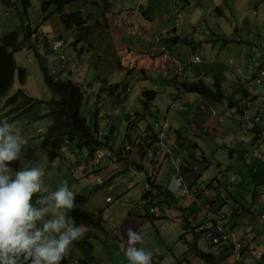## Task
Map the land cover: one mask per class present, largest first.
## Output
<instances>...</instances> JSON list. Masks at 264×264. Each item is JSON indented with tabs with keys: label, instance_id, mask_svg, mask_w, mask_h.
I'll return each instance as SVG.
<instances>
[{
	"label": "rangeland",
	"instance_id": "1",
	"mask_svg": "<svg viewBox=\"0 0 264 264\" xmlns=\"http://www.w3.org/2000/svg\"><path fill=\"white\" fill-rule=\"evenodd\" d=\"M15 1L17 4L12 9H8L0 4V38L5 33L18 31L20 34V40L24 39L26 36L24 35V24L25 26L30 25L29 29L31 31V35L35 32L33 31V29L39 28L38 26L43 16L41 8L42 0H32L31 7L27 10V13L24 12L22 0ZM91 1L93 0H75L72 3L74 7L83 5L80 9H82L84 13H89L91 12V9L86 5L91 4ZM111 1L116 7L120 8H117L115 12L110 13L113 10V6L108 5L109 8H107V4L105 5L106 14L100 21V26L101 28L104 27V30L109 31L107 25V20L109 19L111 27L110 29L112 31L121 32L114 27L115 17H123L125 13H131L132 10L134 11V9H137L139 7L138 5L140 3L142 4L141 12H143L146 17H149L150 19L155 21L151 24V26L146 25V29L149 31L148 33L142 28H140L141 31L138 32H144L151 40L155 42H157L163 35L164 41L166 42L169 38L172 37L173 29L176 28V31L178 29L182 42H178L173 45L178 50V52L176 53L174 49L173 55L177 57L179 61L192 64L193 58L197 54L200 56L203 65L202 67H198V65L196 64L191 65V67H195L194 71L203 67H207L210 64H221L223 66H225L224 64H226V69L223 70L225 71L223 72L225 78L226 75L231 72L234 73L235 76L247 81L242 82V84L245 85V88L250 87V81L254 84V87H259V85L254 82L253 77L254 73L256 72V70L254 69V64L256 62L258 64H264V49H262L263 47L261 46L264 42V0H188L190 4L188 3L187 5L183 0H144L143 3V0H139L138 4L134 3L133 0ZM127 7L132 8L125 10V8ZM66 10L72 9L69 6L66 8ZM191 13H193V18L191 17ZM59 18L60 17H58L57 15H54L50 19L56 21L55 23H53L51 20L48 22L46 19L44 22V29L47 31L48 35H51V37L55 38L56 40L63 39L64 41V45L57 51H51L50 53H48L47 50L45 51L46 56L43 55V57L49 59V61L47 60L45 62H41L39 60L41 54L34 52L33 49H30L28 47V42L25 43V46H27L25 50L21 49L17 52L19 65L26 68L28 75L24 80H22L20 75L18 73L16 74L15 84L10 89V96H15L18 92H21L22 95L14 104L8 106V110L5 108L0 110V122L3 123L5 117L8 118V123L20 121L22 135H24L28 140V143L22 147V161H13L8 166L14 171H19L22 166L24 168L37 166L44 168L46 174L43 179L50 191L57 190L61 186V183L63 181H67L69 189L76 192L74 200L75 207L71 211L67 212L68 216L72 218L75 214V211L78 210L79 201L77 200V196H82V194L84 195L83 190L87 187L86 186L85 188H82L81 186L82 181L87 180L83 178L85 173L84 165L82 164V162H80V156L77 154L79 151L73 144H70L68 146V151L71 155H74V151H77L74 159L72 158L70 160H65L64 162H62L61 160H57V163H54V165H51L49 163L47 154L42 149V147H40V144L42 142V139H40V137H43L46 133V121L42 120L40 122V120H37V117L43 112V110H48V108L31 103L34 97H36L37 99L41 98L42 100L53 98L54 94L49 89L46 80L47 75H53L51 72L52 70L55 69L58 72L62 64H66L69 69H72V73L69 70L59 72L57 79H75L76 75L79 73L78 65L80 63V57L86 53L89 54V52L91 51L90 49L87 50L88 52L82 50L81 55H79V51H76L73 47V45L75 44V37L73 34L76 32V30H65V27H63V25L59 24V22L57 21ZM132 20L133 17L131 16L130 21ZM126 26H128V28L125 27L123 29V32L131 29L129 28V22L126 23ZM96 31L97 30H95L94 32ZM253 33L257 35L256 38L252 37ZM201 36L203 38H201ZM118 37L119 38L117 39V42L123 48L127 47L130 42L132 44H135L138 40L137 38L131 40L130 36L126 35H118ZM36 38L38 41L44 42L43 38H41L37 34ZM205 38L214 41V43L206 42ZM218 38L225 41H230V39L242 40L247 42L249 45H238L233 43L229 49L222 48V41H218ZM247 38L253 40L247 41ZM175 40L176 37L173 41ZM75 47L77 49V45H75ZM96 51L100 52V50ZM134 51L141 54L144 53V50L140 49ZM97 54L93 56L95 62L98 57ZM61 55H64L66 57L65 63H63V61H61V59L59 58V56ZM231 55L236 56V58L241 61V65H239V62L236 63L238 66H236V68H233L234 70L232 69V62L228 61L232 57ZM90 56L91 55H89L88 57ZM120 56H124V53H121ZM127 59L128 58H126V60ZM234 61L236 60L234 59ZM131 66L132 63L127 65L123 61L122 57H118L117 67L120 71L112 76L110 82L112 85L118 84V82L122 81L127 76V82L128 86L131 89V93H129L128 96L123 99L122 103H118L113 101L112 99H108L104 108L105 110H100L102 112L101 116L104 117L102 121H105V123L103 124V129L107 131L108 127H110L111 125L115 130H113V136L110 139H106L104 141L107 143L108 147L106 146L102 149H98V157L96 156V160L107 162L110 160L109 157L111 152L116 155L118 151H121L120 148L124 147V154H128L124 156H128V161L126 160V158H122L120 159V161L122 160L123 164H125L127 168L129 166V162L133 161L134 159H137L138 161L140 160V162L143 163L142 161L144 157L142 156L140 158V153H143L144 149H141V147L136 145V143L134 142L130 141V143L126 144V142L123 141L127 136L126 129L128 125V121L125 120V114H130L128 119L133 122L139 121L140 116L145 117L139 122V127H134V129H132L133 138L138 135H143L150 132L157 133L159 129L156 128V124L166 121L164 120L165 113L169 110L170 107L173 106L170 93H178V90L181 89V84L186 81L185 78L181 77L179 78L178 82V84L180 83V85H175L172 80H169V77L171 76L170 70L149 71L147 73L148 78L139 79V77H137L136 75L134 76V73L140 71H137L134 65L132 67ZM237 67H239V69ZM124 68L126 70H124ZM87 73L88 70H83L82 74ZM93 73L94 70H92L91 74L89 75V79H91ZM240 73L242 74L240 75ZM261 74L262 72L260 73V75ZM55 77L56 75L53 76V78ZM76 80L80 82L84 81L81 75H78ZM262 82L264 83V80ZM98 85L100 84L98 83ZM262 89L263 88H260L259 91H261ZM151 91L157 92V97L155 101L151 102L149 107H147L145 106L147 98L144 94L145 92ZM7 96L8 95H6L5 98ZM170 101L171 104L168 105V102ZM179 106H184V104L179 103L177 107ZM9 111L11 112V114L7 113ZM94 111L95 105L93 104L92 100L87 97L84 102L82 115L88 120V122H91V118L95 113ZM8 114L12 115V117ZM107 115H110V117H108ZM242 121L243 123L244 121L246 122L245 119H243ZM261 126L264 129V123H262ZM246 133L248 136H250L251 134L249 131ZM261 135V132L257 134V136L259 137H261ZM198 139H200V142L203 145L206 153V158L210 162L209 167L205 170L201 169L200 166H194L196 175H198V173H202L198 179L199 184L202 183L206 186L207 183H210V181L215 179V177L220 175V173L224 172L229 178L235 176L240 186L251 190L254 185V182L252 181L253 176L251 175L252 171L247 168L248 165L244 163L243 158L241 157H244L247 161H254L255 155L253 154V151L256 148L253 149L246 144H243L241 146L239 145L238 151L241 155V157H239L237 153L229 151L225 146H217L212 136L210 135L192 137V141L195 142V144L198 142ZM258 148L257 149L260 152L264 153V147ZM238 151L236 146V152ZM87 153L91 159L94 158L90 155L89 151ZM146 153L147 152H144V154ZM118 154L122 156L121 153ZM243 154L245 156H243ZM231 155L233 156V158ZM63 156L69 157L65 151L63 152ZM104 156L105 158L103 160H100ZM171 156L172 158H176V154L174 153H171ZM91 159L88 158V160ZM78 161L79 163H77ZM112 163L114 164V162ZM32 164H34L35 166H32ZM70 165L72 166V168H70ZM143 165L146 167V163H143ZM257 170L258 172L259 170L261 171L260 163H258L257 165ZM78 172H81V175H79ZM123 172L116 173V179H118L120 177L119 175L123 174ZM190 173L191 170L189 174ZM101 174V177H103L104 180H107V177L109 175H106V173ZM142 174L145 175V180H147V172L145 171ZM243 177L245 178L246 183L242 184ZM261 177L262 173L257 176L258 179H261ZM96 178V174H93L88 181L95 183ZM88 181H86L85 183H87ZM163 183L166 184V182ZM187 183H192L191 177L187 178ZM112 184H116V182L111 181L106 185H99L101 188H99V190L97 191H94L92 194L98 192L96 195V200L99 203L105 202V197H111V202L115 204L114 210L118 212L120 209L119 204L121 203L119 199H122L123 194L121 192H116V189L113 191L109 190L108 185ZM134 186L133 184H129V187H133V189H130L131 192H138V194L132 196L131 200L126 198L127 209L137 216L145 218L144 215L146 214V209L145 207H141L140 210V204H138V197L145 193V184L141 181L138 189H134ZM102 193L105 195L104 200H102V198L100 197V194ZM261 194L264 195L263 192ZM84 196V200H86L87 196ZM90 201L92 202L93 200L90 199ZM232 207H234L233 204H228L226 210L229 211ZM94 208L95 207H92V210ZM98 211L99 210H97L96 212ZM173 213L174 216H176V219L174 221H163L158 219L153 220L150 218H145L147 220L146 224L149 223V225H145L143 227V231L147 232L149 240L154 242L158 249L162 250V256H166L164 260H159V264H176L175 259H173L172 257V250H174L178 244V246H184V244L180 243L179 238V236L184 232L180 226L184 224L182 212L180 210H173ZM155 221H157L156 228L152 225L153 223H155ZM162 224L166 225V227L168 228L166 232L169 231V228H177L181 231V234L177 235L174 241H171L169 238H167L166 241L163 242L162 238L160 237V233H163L165 230L162 228ZM110 244L111 243H109V246ZM112 253L115 254L116 252L112 250ZM195 255V253H191V258H195L196 264H205L201 258H198ZM99 257L101 258V256ZM251 258H249L250 261L247 264H264L263 261H259L252 256ZM103 259L107 260L108 257L104 255ZM229 261L231 264H239L236 262L235 258H230Z\"/></svg>",
	"mask_w": 264,
	"mask_h": 264
},
{
	"label": "clouds",
	"instance_id": "2",
	"mask_svg": "<svg viewBox=\"0 0 264 264\" xmlns=\"http://www.w3.org/2000/svg\"><path fill=\"white\" fill-rule=\"evenodd\" d=\"M133 1L134 3L138 4L139 0H133ZM183 1L186 5L189 3V1L188 3L185 0ZM143 2L144 0L142 1V3ZM106 4H107V8H109L108 5L113 6V10L110 13L115 12L117 8H120V7H116L111 0L91 1V4L86 5L89 6L91 9V12L89 13H84V11L80 9L83 5L77 7L79 8V11L83 13L84 18H86L89 14H91V16L88 17L90 18V23H91L96 20H99L100 22L103 19V16H105L106 14L105 12ZM138 6L139 7L137 9H134V11L132 10L131 13L130 12L125 13L123 17H115L114 27L117 28V30H120L121 32L112 31L110 29L111 28L110 21L107 17L108 19L107 25L109 31L107 30L105 31L106 34L108 35L110 34L115 35L114 37H116V39L115 40L113 39L115 41V44L105 45L95 42L92 43L81 42L77 44L75 43L73 45L74 49L76 51H79V55H81L82 50L88 52L87 50L90 49L91 51L89 52V54L86 53L80 57V63L78 65L79 73L76 75V78L75 79L71 78L68 80L79 82L83 84L86 87V89H91L97 85L101 89V91L97 92V98H95L96 101H99L101 95L103 94H104V98H109L108 93L103 91V85L101 82L108 80L109 82L108 84L110 85L111 84L110 79L112 78V76H114L115 74H117V72L120 71L119 68L117 67L118 57H122L123 61L127 65L132 63V66L134 65L135 69L137 71H140L134 73V76L136 75L137 77H139V79L148 78L147 73L149 71H160V70H170L171 76L169 77V80H172L175 85H180V83L178 84L179 78L181 77L185 78L186 81H184L181 84V89L178 90V93L179 91H181L182 93H190L185 91V86L200 81V80L188 81V80H192V76L196 71L197 72L200 71V69L194 71L195 67H191V65L196 64L198 65V67L199 66L202 67L203 65L199 55L196 54L194 56L192 64L181 62L177 59V57L173 55L174 49L176 53L178 52L177 48H175L173 45L178 42H182L178 29L177 31L176 28L173 29L172 37L169 38L166 42L164 41L163 35L159 38L157 42H155L151 40L144 32H138L141 31L140 28H142L143 30H146V32L148 33L149 31L146 29V25L151 26V24L155 21L150 19L149 17H146V15L143 14V12H141L142 4L139 3ZM130 8L132 7H127L125 8V10ZM192 14L193 13H191V17L193 18ZM131 16L133 17L132 21H130ZM50 20L51 19L47 21L49 22ZM51 21L53 23L56 22L53 20ZM57 21L59 22V24L63 25V23H61L59 19ZM44 22L45 21L42 17L40 20V24L38 26L39 28L33 29V31L35 32L32 35L30 34V37L28 39L29 40L28 47L30 49H33L34 52L41 54V57H39L41 62H45L47 60L49 61V59L43 57V55L46 56L45 54L46 50L48 51V53H50L51 51H57L59 48H61L64 45L63 39L56 40L55 38L51 37V35H48L47 31L44 29L45 27ZM127 22H129L130 25L129 28L131 29H128L123 32V29L125 27L128 28V26H126ZM27 26L30 28V25ZM63 27L65 26L63 25ZM74 29L76 30V28H72V29L65 28V30H70V31ZM175 32H178V34H175ZM36 34L39 35L41 38H43L44 42L38 41L36 38ZM73 35L76 38L77 31ZM118 35L130 36L131 40L137 38L138 43L137 42L135 43L137 49L129 48V46L124 48L121 47L117 42V39L119 38ZM175 37L176 40L173 41ZM25 38H27V36ZM201 38L203 37L201 36ZM105 39L107 41L110 40L109 37H106ZM207 40L208 39L205 38L206 42L214 43V41L210 39L208 41ZM218 41H222V40L218 38ZM228 42L229 41L223 40V43H228ZM75 45H77V49ZM26 47L27 46L24 45V47H22L21 49L25 50ZM92 47H94L95 49ZM138 49L144 50V53L141 54L134 51ZM96 50H100L101 53L97 52ZM121 53H124V56H120ZM96 54L98 55V57L95 62L93 56ZM89 55L91 56L88 57ZM59 58L61 59V61H63V63H65L66 57L64 55L59 56ZM126 58L128 59L126 60ZM16 60L19 65V61L17 59V53H16ZM117 68L118 70L115 71V69ZM24 69L26 70V68ZM254 69L256 70V72H258L256 78L258 77L260 78L261 76L264 77V70L259 68V64L257 62L254 64ZM66 70H69L72 73V69H69L66 66V64H62L58 72L55 69L51 71L53 74L51 78L54 79L55 81L58 80H61L63 82L67 81L61 78L57 79L58 73L64 72ZM83 70L86 71L88 70V73L82 74ZM92 70H94V72L95 70L96 72H101V74L98 77H95L92 74L91 79H89V75L91 74ZM110 70H112V72ZM124 70L126 69L124 68ZM261 72L262 74L260 75ZM27 75L28 72L26 70V77ZM55 75L56 77L53 78V76ZM78 75L82 76V78L84 79L83 82L76 80ZM127 79L128 78L126 76L122 81L118 82V83H122L123 81H125V83L127 84V89L124 91L125 94L123 95L119 94L120 95L118 99L119 103H122L123 99L127 97L129 93H131V89L128 86ZM15 80H16V75H15ZM15 80L13 85L15 84ZM98 83H100L101 85H98ZM87 93H89V90H87ZM178 93H170L171 101L173 102V107L175 105H178L179 103H182V102L175 103L174 101V96L178 95ZM7 95L8 96L5 99H3V101L0 104V107L4 106L3 108L5 109H7L8 106H10L8 105V103H6L7 98L10 97V91L7 93ZM144 95L145 96L147 95L146 92ZM20 96L21 95H19L18 93H16V95L13 96L16 98L14 103L17 101V99ZM156 97H157V92H156ZM117 98H118V92L115 93V97H111L109 99L117 100ZM155 99L150 102H154ZM49 100L50 99L42 100L41 98L37 99L36 97H34L31 103L48 108V110H43V112L41 113V115L43 116L44 114H47L49 112L50 108L48 105L43 104L42 102H47ZM247 105L249 104L242 102L239 105V108L245 109ZM145 106L147 105L145 104ZM183 107L185 106H182V108ZM7 113L11 114L10 111ZM10 116L12 117V115ZM139 118H140L139 121L129 124L127 129L128 131L130 128L132 129H134V127L137 128L136 123L140 122L145 117L140 116ZM102 119H104V117H99V121H102ZM243 119L249 121L250 118L244 115V117H242V120ZM47 120H49L50 122L49 126H50L51 119L48 118L45 121ZM7 121L8 118L5 117L4 122L3 123L0 122V264H81L80 260H74L73 262L69 263L67 259L70 253V247L73 244V242L79 240L83 236L84 225L77 226L75 221L67 214L68 211H71L75 207L74 200H75L76 192L69 189L67 181H63L61 183V186L57 190L50 191L43 179L46 173L44 168L42 167L37 166L31 168H24L22 166L19 171H14L12 168L8 166L13 161H17V160L22 161V147L28 143V140L24 135H22L20 121H14L12 123H8ZM103 123H105V121H103ZM49 126H47V129L49 128ZM156 128L159 129L158 133L156 134L157 135L156 142L160 146V148L164 150L166 156L169 157V159L172 161L173 168L175 170L168 183V191L172 194L174 199L178 200L179 202H181L182 200H187L190 203H193L194 206L197 208L198 223L194 224L191 227H188V225H191L192 223H190L188 220L187 222H184V224L186 225L187 232L205 236V238L208 239L210 243L218 247L220 250L231 252L232 256L235 258L237 263L243 261V259L237 260L236 255L232 249V246L222 247L216 245L212 241V238L210 239L209 237H207V233H210L211 231L214 232L216 231L217 228H220L229 234L230 238L228 243H231L235 239H240L243 237L246 227H252L253 231L256 233V236L255 237L252 236V237H254L253 239L256 240V244L259 249L258 239L260 233L259 230H257L255 227V225H257L256 221L255 222L249 221L246 222L245 224H239V223L233 224L232 223L233 221L229 220L230 213H228L223 209H220L221 202H224L223 198L221 197V193L219 198L213 197L214 196L213 194L210 195L208 193L209 196L206 199H202L199 189L194 188L192 183L191 184L187 183L190 189L194 191V196L192 198L182 196L180 193L172 192L170 189V185L173 181L174 176L177 174L178 168L182 172L183 178L187 182V178L191 177L190 174H193V172L195 173L194 166H202L209 161L207 160L204 151L199 148H196V150H199L200 153L199 152L193 153L190 163L186 162L185 160L181 162L180 156H178L179 152L178 154L177 152H175L178 151L179 148L178 143L176 141L174 142L169 141L168 131L171 128L168 121L166 120L163 123L156 124ZM100 130L101 131L99 132V136L101 139H103V141H105L106 139H110V137H108L109 135L111 137L113 136V130L115 129L113 126L110 125V127H108L107 132L104 134L102 133V131L104 130L103 125H101ZM190 132L191 134H193L194 128ZM149 134L152 133L150 132ZM171 153L176 154V158H172ZM97 154L98 153L96 152L95 156H97ZM253 154L255 155V162H260L261 164V168L263 171L262 177L264 180V166H263L264 161L263 159L258 157V155L264 156V153L260 152L256 148L254 149ZM174 160L177 161L178 166L175 165ZM190 170L191 173L189 174ZM119 172H123V169L121 168L120 165H118L117 169L114 170V173H119ZM150 172L151 171L148 172V175L153 176V173ZM225 177H227V182H228L227 185L225 186V190L227 192L230 190L231 187H233L236 184L235 176L229 178L226 173L222 172L215 179L210 181V182H214L213 187L209 188L210 191H213L215 193L214 189L221 188L222 187L221 180L225 179ZM111 179L112 178H110V176L107 177V181H110ZM215 182H217V184H215ZM150 189H151L150 185L146 183L145 184L146 193H148ZM263 193H264V182H263ZM144 196L142 201L143 204L144 203L146 204L140 205V209L141 207L143 208L145 207L146 209L145 217L150 219L161 220L160 219L161 209L159 208V206L156 205V201L153 200L152 198H144ZM109 198L110 201L107 198V202L111 203L112 201L111 197ZM190 205L187 206L188 210H190L191 208ZM192 214L194 216L195 213ZM256 216L260 219L261 221L260 224L264 226V218H263L264 212ZM226 225L228 226V228L226 227ZM127 237L128 239H127V247L125 249V255L127 259L131 262V264H152L153 254L154 252L158 253L159 249H154L149 251L142 246L144 244L143 232H136L133 231L132 229H129L127 232ZM259 251L263 253V257L262 258H256L254 256L253 257L259 261L260 260L264 261V251H262L261 249H259ZM206 255L209 254L206 253ZM245 255H249V254H245ZM209 257L210 256H208V258ZM208 258H206L205 260H207ZM64 259H67V261L65 263L64 262L61 263V261Z\"/></svg>",
	"mask_w": 264,
	"mask_h": 264
},
{
	"label": "crops",
	"instance_id": "3",
	"mask_svg": "<svg viewBox=\"0 0 264 264\" xmlns=\"http://www.w3.org/2000/svg\"><path fill=\"white\" fill-rule=\"evenodd\" d=\"M175 34H178V32H175ZM106 35L111 39H116V37H114L115 35L113 34ZM252 37L256 38L257 35L253 33ZM246 40L251 41L253 39L247 38ZM233 43L238 45H249L247 42L242 40L230 39L228 43H223L222 40V48L229 49ZM128 46L129 48L137 49V46L135 44H132L131 42ZM261 46L263 47L262 49H264V42ZM231 56L232 57L228 61L232 62V69L238 66L236 64L238 62L239 65H241V61L238 60L236 56ZM234 59L236 61H234ZM224 65L225 66L221 64H210L207 67L201 68L200 71H196L192 76V80H188H203L210 87L220 85L224 95L223 101H212L211 99H205L198 94L182 93L181 91H179L178 95L174 96V101L175 103H185V107L182 108V106L177 107L178 105H175L174 107H170L169 110L165 113L164 120L168 121L171 128L168 131L169 141H176L178 143L179 148L178 151L175 152H177V154L179 152L178 156H180L181 162L185 160L186 162L190 163L193 153L199 152V150H196V148L203 150L205 153L200 139H198V142L196 144L192 141V137L194 134H196L194 135L195 137L205 135L212 136L217 146H225L229 151L237 153L239 157H241L238 151L239 145L241 146L243 144H246L253 149L264 147V129L261 126L262 123H264V83L262 82L264 80V77L261 76L260 78H256L258 73L255 72L253 79L254 82L259 85V87H254V84L250 81V87L245 88V85L242 84V82L247 81L235 76L234 73L230 72L226 75V78L224 77L223 72L225 71L223 70L226 69V64ZM237 68L239 69V67ZM259 68L264 70V64H259ZM241 74L242 73H240V75ZM98 88L99 87L96 85L93 88L89 89V93H91V97H93L94 99L97 98V92L101 91V89ZM260 88L263 89L259 91ZM101 96H104V94ZM113 101L115 100L113 99ZM232 101L238 102L240 104L242 102L249 104L245 107V109H243L245 112L244 115L250 118L249 121H244L243 123L242 115L237 114L235 110L231 111L229 106L230 102L232 103ZM104 104L105 103L101 104V107ZM170 104L171 101L168 102V105ZM97 114L99 115V117H102V112L100 110L97 112ZM41 116L42 115L40 114L39 117ZM107 116L110 117V115ZM49 123V120H47L46 126H49ZM138 124L139 122L136 123L137 127H139ZM193 128L194 132L193 134H191L190 131H192ZM248 131L251 133L250 136H248L246 133ZM259 132H261L262 137L257 136ZM151 133L152 134L146 133L143 135H138L135 137V140H132L133 131L132 128H130L128 131V136H126L123 140L124 142H126V144L132 141L136 143V145L140 146L141 149H144V152H147L146 154H144V152L140 153V158L142 156L144 157L142 162L146 163V167L143 165V163L140 162V160L138 161L137 159H134L133 161L129 162V166L127 168V166L123 164V161H120V159L122 158H126V160L128 161V156H124L128 155L127 153L124 154V147L120 148L121 151H118L116 155L111 152L109 157L110 160L107 162L96 160V156H93L94 158L91 159L88 156L87 151H79L77 153L80 156V162H82V164L84 165L85 173L83 178L87 179L86 181H88L93 174H96L97 178L95 179V183L91 181L85 183L86 181H82V188H85L87 186L86 189H82L84 195L87 196L86 200H84L85 196L83 194L82 196H77V200L79 201L78 210L75 211L72 219L75 221L77 226L84 225L83 236L79 240L74 241L72 246L70 247V253L67 257L69 263L73 262L74 260H80L81 264H131V262L125 255V249L127 247L128 239L127 232L129 229L144 233V244L142 246L146 250L151 251L154 249H158L154 242L149 240L147 232L143 231V227L145 225H149V223L146 224L147 220L145 218L147 217H145L144 215L145 218H142L132 213L127 209L126 203V198L131 200L132 196L138 194V192H131L130 189H133V187H129V184H133V186L136 185L134 186V189H138L141 181L144 184L147 183V180H145V175L142 173H144L145 171L147 173L151 171L150 173H152L153 171V175L156 174L158 180H161L162 183H167V178L169 177H166L167 169L169 171L173 169L172 161L169 159V157L164 155V150L160 148V146L156 142V137L153 136L155 132ZM108 137L111 138L110 135ZM236 146L238 152H236ZM64 151L69 157L63 156V158L57 160H61L62 162H64L65 160L75 158L77 151H74V155H71L69 153L68 148H66ZM118 153H121L122 156H120ZM243 156L245 155L243 154ZM88 158L91 160H88ZM104 158L105 156L100 160H103ZM241 158H243L244 163L248 165V167L247 165L246 167L252 171L251 175L253 176L252 181L254 182V185L251 190L240 186L238 184V181L236 180V184L227 192L225 190V186L228 182L225 179H222V187L219 189H214V193L213 191H210V189L207 188V186H205L204 184L198 183V179L202 173H198V175H196V172L190 174L191 182L194 188L199 189L202 199H206L209 196L208 193L210 195L213 194V197L219 198L221 193V197L223 198L224 202H221L220 209L227 211L226 207L228 206V204H233L234 207H232L231 210L227 211L228 213H230L229 220L233 221V224H245L246 222H255L256 220V223L258 224L257 229L260 233L258 245L259 248L264 251V226L259 224L261 221L258 217H256V215L264 212V196L261 195V192H263V177H261V179L257 178V176L263 173V171L262 168L261 171L259 170V172L257 170V165L260 162H255V160L253 161L249 159V161H247L244 157ZM57 160H55L54 162H50L49 160L48 161L51 165H54V163H57ZM112 162H114L115 165ZM134 162H137L138 164L144 166L143 169L145 171L143 169L137 168L135 165H132ZM77 163H79V161ZM118 165H120L125 172L119 175L120 177L116 179L117 176H115L116 173H114V170L117 169ZM209 165L210 162H206L204 165L200 166V168L205 170L209 167ZM32 166L35 165L32 164ZM70 168H72V166ZM78 173L79 175H81V172ZM101 173H106V175H109L112 179L110 181L104 180L103 177H101ZM111 181H115L116 184L108 185L109 190L113 191L116 189V192H121L123 194L122 199H119L121 203L119 204L120 209L118 212L114 210L115 204H113L112 202H107V198L109 197H105L104 200L105 195L103 193L100 194V197L105 202L99 203L96 200V195L98 192L92 194L94 191H97L99 190V188H101L99 185H106ZM243 183H246L244 177L242 178V184ZM215 184H217V182H215ZM145 193L138 197V204L143 205L142 199ZM90 199H92L93 201L91 202ZM180 204L185 208L191 204L190 210L185 213L186 219L190 223H192L191 225H188V227H191L194 224L198 223L197 208L194 206V204L190 203L187 200H182ZM92 207L95 208L92 210ZM97 210L99 211L96 212ZM192 213H195L194 216ZM156 222L157 221L152 224L155 228L157 227ZM161 226L163 229H165L163 233H160V237L162 238L163 242H165L167 238H169L171 241H174L175 237L181 234V231L177 228H169V231L166 232V230L168 229L166 225L162 224ZM180 226L184 232L179 236V238L180 243L184 244V246H178V244L175 249L172 250V257L173 259H175L176 264H196L195 258H191V253L196 254V248L200 249L205 254H209L210 257L207 260H205L206 258L199 257L197 254L195 255L196 257L201 258L205 264H231L229 259L234 258L231 252L220 250L218 247L210 243V241L203 235L188 233L185 224ZM226 227L228 228L227 225ZM145 236L147 239L145 238ZM109 243H111L110 246ZM83 247H86V252L84 251ZM112 250H114L116 253H112ZM104 255L108 257L107 260L103 259ZM99 256H101V258ZM165 257L166 256H162V250L159 249L158 253L154 252L153 254L152 264H159V260L162 261L165 259ZM249 258H251V256L244 255L243 261L239 262V264H247L250 261ZM67 259L62 260L61 263H65ZM181 261L183 262L181 263Z\"/></svg>",
	"mask_w": 264,
	"mask_h": 264
},
{
	"label": "trees",
	"instance_id": "4",
	"mask_svg": "<svg viewBox=\"0 0 264 264\" xmlns=\"http://www.w3.org/2000/svg\"><path fill=\"white\" fill-rule=\"evenodd\" d=\"M73 1L75 0H42L41 8L44 21L45 19L49 20L52 16L57 15L60 17L59 20L61 23H63L66 29L76 28V44L81 42H95L105 45L115 44L113 39L110 38L108 41L105 39L107 35L106 31L103 29L104 27L101 28L100 26L101 22L96 20L90 23V18L88 17H90L91 14L86 17L87 19L84 18L83 13L79 11V8L77 6L74 7L72 3ZM185 1L188 3V0ZM0 4L8 9H12L17 3L15 0H0ZM31 4L32 0H22L25 13H27V10L31 7ZM69 6L72 10H66V8ZM23 28L25 31L24 35H26L27 38H24L22 41L20 40V34L18 31L5 33L0 38V103L3 101V99H5V96L12 88L15 75L17 73L21 78H23V80L26 78V70L20 67L16 60V53L21 50L22 47H24L25 43L29 41L28 39L31 34L28 26H25L24 24ZM95 30L97 31L94 32ZM116 70H118V68L115 69V71ZM110 71L112 72V70ZM100 74L101 72H96L95 70L93 76L98 77ZM46 80L49 89L54 94V96L49 101L42 102L43 104L48 105L50 110L47 114H44L41 117L38 116L37 120H40L41 122L42 120L48 118L51 119V124L45 135L41 137L42 142L40 144V147H42V149L47 154L49 161L54 162L57 159L63 158V151L68 148L70 144L75 145L78 151H89L91 156H95V153L98 149H102L107 146V143L104 142L99 136L101 125L104 123L103 121H99L97 112L99 110H103L106 106V101H108V99L111 97H115V93L117 92L118 98L115 100V102L119 103V94H125L124 91L127 89V84L125 81L115 85H109L108 80L101 82L103 85V91L108 93L109 98H104V96H101V100L99 99V101H96L93 97H91V93L90 95L87 93V90L89 89H86V87L79 82H74L73 80H67L64 82L61 80L55 81L49 75L46 76ZM185 91L199 94L203 98L211 99L212 101L221 102L224 100L223 91L221 90L220 85L210 87L202 80L194 82L190 85H186ZM18 94L22 95L21 92H18ZM146 94L147 100L145 104L147 107H149L148 105L151 103L150 101H153L156 98V92L151 91L146 92ZM87 97L91 99L95 105V113L91 118V122H88V120L82 115L84 102ZM15 100V97L10 96L7 98L6 103L11 105L14 104ZM104 102L105 105L101 107V104ZM239 105L240 103L232 101V103L230 102L229 108L231 111L235 110L237 114L244 117L245 112L243 109L239 108ZM3 107L4 106L0 107V110H2ZM129 116V114H125V120L128 121L127 129L130 123H134L128 119ZM106 132L107 131H105V129L102 131L104 134ZM153 136L156 137L157 135L153 134ZM132 140H135V138H132ZM164 155L166 156V153ZM136 163L137 162H134L132 165H135L139 169L144 168V166ZM174 172V168L170 171L167 169L166 177H169L167 178L166 184L162 183L161 180H158L156 174L149 176L147 173V183L150 185L151 189L145 194L144 198H152L156 201V205L161 209V220L174 221L176 216H174L173 210H180L182 212V218L184 222H187L185 213L188 211V208L182 207L180 202L174 199L172 194L168 191V183ZM225 180L227 181V177H225ZM213 185L214 182H210L207 185V188H212ZM257 225H255L256 229ZM83 249L85 252L87 251L86 247H83ZM195 252L199 257L202 258H208L209 256L198 248H196ZM182 262L183 261H181V263Z\"/></svg>",
	"mask_w": 264,
	"mask_h": 264
},
{
	"label": "built area",
	"instance_id": "5",
	"mask_svg": "<svg viewBox=\"0 0 264 264\" xmlns=\"http://www.w3.org/2000/svg\"><path fill=\"white\" fill-rule=\"evenodd\" d=\"M259 158L263 159L264 156L258 155ZM175 165L178 166V163L176 160H174ZM264 166V165H263ZM170 189L172 192L180 193L182 196L192 198L194 196V191H192L183 178L182 172L178 168L177 174L174 176L173 181L170 185ZM110 201V198H108ZM264 218V217H263ZM252 236H256V233L253 231L252 227H246L245 233L243 234V237L240 239H235L233 242L228 243L229 241V234L225 231H223L220 228H217L216 231H211L210 233H207V237L210 239L212 238V241L219 246L227 247L232 246V249L236 255L237 260H242L243 256L245 254L252 255L256 258H262L263 253L259 251L256 240L251 238Z\"/></svg>",
	"mask_w": 264,
	"mask_h": 264
}]
</instances>
